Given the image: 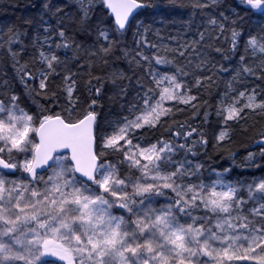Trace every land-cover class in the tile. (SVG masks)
Returning <instances> with one entry per match:
<instances>
[{"label":"snow or ice","instance_id":"obj_1","mask_svg":"<svg viewBox=\"0 0 264 264\" xmlns=\"http://www.w3.org/2000/svg\"><path fill=\"white\" fill-rule=\"evenodd\" d=\"M32 7L0 23V264H264V130L246 173L204 159L264 120V0Z\"/></svg>","mask_w":264,"mask_h":264},{"label":"trees","instance_id":"obj_2","mask_svg":"<svg viewBox=\"0 0 264 264\" xmlns=\"http://www.w3.org/2000/svg\"><path fill=\"white\" fill-rule=\"evenodd\" d=\"M36 2V0H0V23H11L18 22L19 18L22 16H27L36 11L32 5ZM229 5L234 3V0H227ZM159 19V17H157ZM255 22V18H253ZM224 77L227 78V74H224ZM210 103H215V100L212 97H209ZM118 111V106L115 104L109 103L105 108V111ZM181 120L185 119L184 116L179 117ZM249 124H254L253 127L247 135L241 136L237 135L236 144L232 145V149L240 153L237 155L235 162L231 159V157L224 153L221 155L218 152H211L210 157H204L207 165L216 168L217 170H222L223 168H233L234 175H239L240 173H246L249 171L241 165V160L243 159L244 149L249 145L252 146V149L257 150L255 147L254 139L258 138V133L261 130H264V120H250ZM252 171H255L254 169ZM259 175V172L256 173Z\"/></svg>","mask_w":264,"mask_h":264}]
</instances>
